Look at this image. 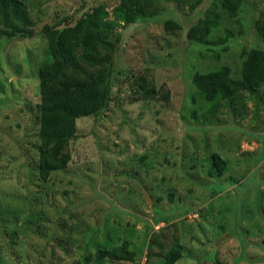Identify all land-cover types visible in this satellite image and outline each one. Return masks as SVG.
Here are the masks:
<instances>
[{
	"label": "rangeland",
	"instance_id": "1",
	"mask_svg": "<svg viewBox=\"0 0 264 264\" xmlns=\"http://www.w3.org/2000/svg\"><path fill=\"white\" fill-rule=\"evenodd\" d=\"M119 1L31 0L37 36L0 39V264H85L97 248L125 240L136 252L145 248L142 261L108 264H145L148 252H168L175 238L185 248L176 264H264V104L251 98L245 115L225 106L205 121L191 81L222 65L240 76L242 49H264L252 25L264 0H246L244 27L226 18L210 38L234 33L220 60L202 57L188 39L212 0L194 10L197 0L180 10L163 2L161 16L122 29L99 71L112 78V102L100 117L77 121L68 167L39 177L42 27L74 22L99 4L112 12ZM172 18L183 28L166 30ZM140 77L156 89L155 100L134 91ZM214 154L227 164L222 176L209 175ZM157 235L164 250L148 248Z\"/></svg>",
	"mask_w": 264,
	"mask_h": 264
},
{
	"label": "trees",
	"instance_id": "2",
	"mask_svg": "<svg viewBox=\"0 0 264 264\" xmlns=\"http://www.w3.org/2000/svg\"><path fill=\"white\" fill-rule=\"evenodd\" d=\"M30 1L0 0V39H32L37 36V24L29 9ZM163 2L172 3L180 10L191 0H120L112 12L105 4H99L82 13L74 22L63 20L42 27L41 35L47 42V50L46 60L37 67L40 102L36 106V124L40 140L37 173L43 181H48L51 173L66 169L71 162L72 154L67 149L77 137V121L100 117L112 102V83L109 82L112 78L107 72H99L105 52L111 44H120L122 29L164 14ZM200 3V0L195 1L192 10ZM245 3L246 0L211 1L204 16L188 32L189 41L203 48L200 52L202 57L205 52L220 60V51H228V41L234 36L231 30L226 29L225 36L217 41L210 38L226 18L242 26L240 15ZM252 25L264 44V10L258 13ZM165 28L172 31L183 26L172 18L166 20ZM31 57L35 59L33 53ZM239 58V77L233 75L228 65L192 75V85L204 102L201 112L205 121L207 115L215 117L225 106L235 117L243 116L251 98L264 104V49H242ZM132 82L134 91L139 92L144 100L156 99V89L144 77L132 79ZM192 100L197 103L195 96ZM197 114L198 111L194 110L193 119L197 118ZM212 165L211 177L222 176L227 168L225 160L218 154L212 156ZM159 220L158 224L165 222ZM131 246V242L125 240L110 249L99 247L85 257L84 263L141 262L145 248L136 252ZM149 247L164 250L159 235L150 239ZM184 251L180 240L175 238L168 252H148L145 264H176L182 259ZM152 258L159 260L153 263Z\"/></svg>",
	"mask_w": 264,
	"mask_h": 264
}]
</instances>
